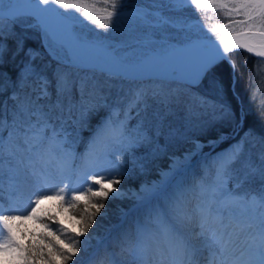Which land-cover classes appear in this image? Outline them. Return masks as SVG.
Here are the masks:
<instances>
[{
  "label": "snow or ice",
  "instance_id": "obj_1",
  "mask_svg": "<svg viewBox=\"0 0 264 264\" xmlns=\"http://www.w3.org/2000/svg\"><path fill=\"white\" fill-rule=\"evenodd\" d=\"M30 3L21 9L14 0H0V94L11 90L0 103V264H71L82 245L86 264H201L198 254L204 250L203 264H264V167L259 192L236 191L243 181L228 186L233 165L253 136L251 129L226 154H203V145L196 141L183 164L174 159L161 184L136 197L147 205L146 211L123 213L115 234L109 230L95 244L89 237L105 202L123 198L118 186L125 173L118 166L107 167L114 154L132 155L138 147L156 145L155 155L163 151L161 137L167 148L191 133L210 134L223 117L235 119L227 99L229 91L237 95L238 66L231 54L243 50L264 60V0ZM186 8L203 14L201 20L211 19L209 14L223 17L214 26L203 25L215 41L199 22L193 35V25L182 15ZM85 20L106 35L89 29ZM17 26L39 34L43 53L26 47L28 37L17 34ZM121 27V36L127 38L117 42L108 37ZM45 54L48 62L36 63ZM223 62L231 69L227 84L220 71ZM77 72H91L92 85L77 81ZM253 73L259 75V70L254 68L250 79ZM104 80L134 86L124 108L109 102ZM145 81H152V91ZM173 84L197 92L205 89L198 107L211 119L193 123L189 109L181 125L173 127L168 122L178 101ZM255 98L254 93L250 102ZM150 99L157 105L151 112ZM8 100L13 101L11 107ZM133 109L138 120L130 127ZM101 110L106 115L78 156L80 131ZM65 113L69 119L76 114L71 133ZM222 140L209 139L208 144ZM197 155L201 160L192 168L189 162ZM76 159L82 162L79 176L84 188L72 186ZM27 181L33 192L21 209L15 200L23 195L21 184ZM6 183L7 209L2 196ZM189 233L200 238L199 248L190 243Z\"/></svg>",
  "mask_w": 264,
  "mask_h": 264
},
{
  "label": "trees",
  "instance_id": "obj_2",
  "mask_svg": "<svg viewBox=\"0 0 264 264\" xmlns=\"http://www.w3.org/2000/svg\"><path fill=\"white\" fill-rule=\"evenodd\" d=\"M89 2L97 3V0H89ZM130 3H150V0H129ZM102 7V4L99 5ZM83 20V17H80ZM89 29H93L97 31L101 36L106 35L103 30L95 29V25L90 24L88 21H84ZM17 34L21 32L26 33L27 39L25 41L26 47H32L34 49H39L43 53V49L41 48L40 37L39 34L33 29H21L19 26L16 27ZM122 31L124 32V27H121L120 31H112L107 33L108 37L114 41L119 42L121 39L127 38L126 36H121ZM245 57H249L247 64L245 65ZM231 59L235 60L236 65L238 66L237 71V83L235 85V92L237 95H233L232 92L227 93L228 102L232 105V109L235 112V119L231 117H223L219 119L215 126L214 130L208 135H200L198 133H191L186 140H181L173 146L164 147V139L160 138L159 144L160 147L163 148V151H158L157 154L153 155V151L156 149V145H153L151 148L147 146H141L134 149V153L139 157L140 162L145 164L147 169L154 168L156 162L162 161L169 154H175L180 152L185 148V145L190 143L189 139H200L204 142H207L209 139H217L219 136H223L230 133L231 136H226L224 140L220 141L219 145L227 144L228 141L233 139L234 137H238L242 134V138H244L245 133L250 129L253 133V136L249 137L248 140L244 144V150L240 157L242 161L246 163L240 170V175L234 181L237 183V180H242L248 177L249 180L252 178H260V170L262 168V164L264 163V159H262V155H264V140L260 139L264 137V60L255 58L251 54L243 50H239L233 54H231ZM49 57L45 54L43 55V60L38 59L36 63H44L48 62ZM53 67H55V62H52ZM259 70V75L252 74L250 79V73H252L253 69ZM220 71L223 74L226 84L230 81V72L227 62H223L220 66ZM76 74V73H75ZM99 77V74H96ZM49 77L51 78V70H49ZM76 79V75H75ZM78 81V79H77ZM87 82V85L90 87L92 85L91 82ZM146 86L149 87V91H152L151 84L152 81H145ZM125 82L119 80H104L103 82V91L108 96L109 102L116 103L118 102L119 96H122L121 90L125 86H129V83L123 85ZM122 86V87H121ZM172 89L178 93V101L172 105L173 115L168 117V122L172 123L173 127H179L184 118L189 114V109L192 112V120L193 123H198L199 121L211 119V114L203 115V110L198 107L199 105V96L205 93V89L201 88L199 92L196 89H183L180 88L178 84L171 85ZM11 90L9 92L0 94V103H2L8 95H10ZM131 92V91H130ZM255 93V101L250 102V98ZM75 99H79L78 96L74 97ZM130 100L131 95L128 97ZM13 101L8 100V105L11 107ZM149 103L152 105V108L149 109V112L152 109L156 108L157 105L150 99ZM106 114L104 110H101L98 114H94L90 117L88 121V127L83 128L80 131V142L76 145L82 146L81 144L88 136V130L93 127L99 118ZM199 114V115H197ZM132 119L129 120V126L133 127L136 125L138 117H136L135 109L131 112ZM143 115V113L141 114ZM219 115V114H218ZM65 119L67 120L66 128H68V132H73L75 126L72 121L74 118L76 119V114L73 113L72 117L69 119L68 114H64ZM59 123V121H56ZM235 131H237L234 135H232ZM208 148L204 147L206 151ZM238 159V160H240ZM237 166V165H236ZM264 167V166H263ZM255 169V171H253ZM255 173V174H254ZM252 176V177H251ZM247 180L243 181L245 184Z\"/></svg>",
  "mask_w": 264,
  "mask_h": 264
},
{
  "label": "rangeland",
  "instance_id": "obj_3",
  "mask_svg": "<svg viewBox=\"0 0 264 264\" xmlns=\"http://www.w3.org/2000/svg\"><path fill=\"white\" fill-rule=\"evenodd\" d=\"M25 0H14V3L23 2ZM88 3L89 0H87ZM94 3V2H93ZM61 12L65 11L63 9L60 10ZM69 12H72L74 15L77 13L74 12V10H68ZM182 15H184L187 18V21L193 25V35L196 34V25L198 22L201 25V28L203 29V25L214 26L216 23L223 22V17H218L215 14H209L211 16V19H203L201 20V16L203 14L197 13L196 10L193 8H186L184 9ZM204 34L207 35L210 38L215 37L211 33H208L206 29H203ZM123 32V31H122ZM76 80H84L85 82H91L93 83V74L91 72H77L76 74ZM145 85L147 84L144 82ZM127 82H125L123 85H126ZM122 87V86H121ZM133 85L125 86L121 90L122 96H119L118 102L113 103L114 107H121L124 108L130 100H128L129 96L131 95L130 90L133 88ZM106 114L102 115L101 117L105 116ZM100 117V118H101ZM99 118V120H100ZM121 118H123V113H121ZM75 119V118H74ZM99 120L96 122V124L91 127L88 131L87 138L83 141L81 144L82 146H76V153L78 156H82L86 149L87 141L89 140V137L91 135L92 130L95 128V126L98 124ZM59 123H57L58 125ZM67 131L68 128H67ZM237 131H235L232 135H234ZM226 136H231L230 133L226 134ZM225 135H223V140L226 139ZM220 137V136H219ZM217 137V140L218 138ZM190 143L185 145V148L182 149L180 152H177L175 154H169L165 157L164 160L156 162L154 168L147 169L145 167V164L143 162H140L139 157L137 154L134 153V150L132 151V155L127 154H114L111 157L112 163L111 165H108V168L114 169L115 167H119L125 175L122 177V183L118 186L122 193L123 198H117L115 200L109 199L105 202L106 207L104 210H102V213L100 216L97 217L96 224L94 225L93 229H90L89 231V237H94L92 239V243L95 244L97 239L102 238L106 232L109 230H112L113 234L116 232L115 226L120 225L121 223V217L123 213H129L131 216L137 215L139 212H143L144 206L140 205L141 202L136 199L138 195L142 193V190L148 188L150 185H152L150 188L154 186H159L161 182L163 181V173L167 172L169 170V166L173 163V160H177L179 163H184V156L185 154L192 150L194 148V143L196 141H199L200 144L203 145V147L200 149V152L203 154H209L211 153L212 156H216L217 154H226L230 151L233 145H236L241 142L242 140V134H240L238 137H234L230 141H228L227 144L224 145H218V143L214 145H209L208 141L204 142L200 139H189ZM218 145V146H217ZM207 150H204V147H207ZM117 155H119V159H117ZM201 157L199 155L193 156L192 160L189 162L191 163L192 168H196L198 163L200 162ZM81 160L76 159L72 161V166L76 170L75 173L72 176V186L75 188H84L85 185L80 182V176H79V169L81 167ZM237 165V166H236ZM246 163L244 161L237 160L236 163L233 165V176L232 179L229 180V188H234L235 184L234 181L238 179L237 177L240 175V169L245 166ZM264 166V163L262 164V167ZM255 174V173H254ZM238 175V176H237ZM252 177V176H251ZM247 180L245 184L242 185L241 188L235 189L236 191H254L259 192L260 191V185L262 183L261 178H252L251 180L246 177L242 180L237 181H244ZM236 182V181H235ZM30 186V187H29ZM62 186V185H59ZM23 189V190H22ZM20 191L23 193V195L15 200V205L18 208H24L25 204L28 202V200L31 197V194L33 192V188L31 187V181L23 182L21 184ZM3 196V206L5 209L9 207L10 203V190L7 185L5 184L4 191L2 193ZM125 228H127V225H124ZM82 240L85 238H81ZM82 251L80 254H78L77 257L74 258L73 262L71 264H86L88 260V254L83 251V245ZM117 252H119V249L117 248ZM120 259V257H117Z\"/></svg>",
  "mask_w": 264,
  "mask_h": 264
},
{
  "label": "bare ground",
  "instance_id": "obj_4",
  "mask_svg": "<svg viewBox=\"0 0 264 264\" xmlns=\"http://www.w3.org/2000/svg\"><path fill=\"white\" fill-rule=\"evenodd\" d=\"M91 135H92V132H91ZM91 135H90V137H91ZM90 137H89V139H90ZM190 166H191V163L189 164ZM152 185H150L148 188H150ZM30 187V186H29ZM147 187H146V189H148ZM23 190V189H22ZM152 202L153 203H155V200L153 199L152 200ZM141 206L143 205L144 206V208H143V212L144 211H146L147 210V205H144V204H140ZM194 231H199V229H195ZM189 241H190V243L194 246V247H196V248H199L200 247V238H198V237H196L195 235H194V233H189ZM207 256V251L206 250H204L203 252H202V254H198V258L200 259V261H201V264H203V262H204V259H205V257Z\"/></svg>",
  "mask_w": 264,
  "mask_h": 264
},
{
  "label": "water",
  "instance_id": "obj_5",
  "mask_svg": "<svg viewBox=\"0 0 264 264\" xmlns=\"http://www.w3.org/2000/svg\"><path fill=\"white\" fill-rule=\"evenodd\" d=\"M15 4H17L18 7L21 8V9H28L31 6L30 0H25L23 2H18V3H15ZM210 39H212L213 41H215L216 40V37H213V38H210ZM253 57H255V56H253ZM257 58H259V57H257ZM259 59H261V58H259Z\"/></svg>",
  "mask_w": 264,
  "mask_h": 264
}]
</instances>
